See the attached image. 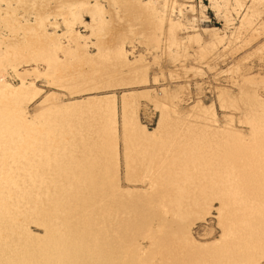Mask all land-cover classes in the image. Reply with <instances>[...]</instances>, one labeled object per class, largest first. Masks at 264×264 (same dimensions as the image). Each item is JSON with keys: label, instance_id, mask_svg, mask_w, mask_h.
<instances>
[{"label": "bare ground", "instance_id": "6f19581e", "mask_svg": "<svg viewBox=\"0 0 264 264\" xmlns=\"http://www.w3.org/2000/svg\"><path fill=\"white\" fill-rule=\"evenodd\" d=\"M1 1L7 5L0 6L6 7L0 27L12 40L9 46L15 53L21 49L26 63L45 64L46 76L55 82L68 76L74 90L101 74L113 76L119 68L128 69L117 77L120 84L146 80L131 69L124 48L125 41L136 35L117 31V25L116 31L112 29L108 11L97 2L66 0L61 13L65 30L57 37L46 33L48 16L39 14L32 26L13 11L32 6L35 0ZM107 1L121 7L133 27L140 26L138 35L147 45L166 42L169 32L180 25L175 13L186 9L177 0ZM247 1L211 0L210 6L222 15L227 31L234 26L239 32L250 28L264 7V0ZM11 3L17 4L15 9ZM83 13L90 17L97 40L93 57L81 48L76 32L79 25L87 27ZM186 31L198 38L194 26ZM211 33L220 42L225 40L218 30ZM2 43L0 38V48ZM72 44L77 50L68 47ZM59 53L68 62L61 61ZM17 61L8 66L21 80L18 88L7 83L9 74L0 72V264H257L264 257V100L258 102L254 95L241 98L256 107L247 122L251 138L241 141L219 130L173 121L151 98V105L159 109L158 123L147 132L124 99L125 180L137 184L147 177L152 182L149 193L124 191L119 187L113 99L57 103L28 119L24 107L38 94L24 79L27 70L18 72ZM20 121L37 126L39 137L22 134ZM215 201L220 205L222 235L217 244L203 246L188 225L211 213ZM146 212L157 226L146 221ZM29 218L40 225L50 223L44 237L34 238L27 231ZM170 224L175 231H169ZM136 239L147 240L148 248H141Z\"/></svg>", "mask_w": 264, "mask_h": 264}, {"label": "rangeland", "instance_id": "374dc122", "mask_svg": "<svg viewBox=\"0 0 264 264\" xmlns=\"http://www.w3.org/2000/svg\"><path fill=\"white\" fill-rule=\"evenodd\" d=\"M38 1L40 2V0H35L36 3L32 6L26 4L25 8L21 9L22 11L19 9L13 11L19 18H24V23L32 26L37 24V18L40 15L48 16L46 33H49V35L57 34V37H61L65 30L61 23L64 17H61V13L66 11L64 5L66 0H41L40 3ZM42 2H45L44 5ZM84 2H88L89 5L97 2L101 7H104L105 11H108L106 19L110 21L112 29L117 25L115 28L117 31H127L130 36L136 35L125 41L124 48L131 69L140 72L146 80H144V83L135 85L120 84L116 80L117 77H123L128 69L119 68L113 76L109 77L107 74H101L95 81L88 82L82 87L81 85L77 86L75 89L78 91L75 89L70 90L71 78L62 75L55 82L53 77L46 76L47 68L45 64L38 63L37 67L32 62H29L30 64L26 63L22 57L23 53H19L21 49L18 50V53H15L14 48L9 46L12 43V40L8 41L9 34L0 27V38L3 41L0 48L1 75L6 76L9 74L6 76L7 83H11L14 88H18L21 80L16 76L17 74L12 72L8 64L22 58L23 60H20V62L17 61V64H21L17 67L18 72L25 74L27 70L28 74L24 79L26 82L34 84L37 90L38 95L28 105H25L23 116L28 119H35L41 113H47L50 110L49 108L52 105H57V103L66 104L68 102L80 103L113 99L114 122L118 140L116 154L118 157L117 164L119 163L117 165L120 177L119 187L120 190L124 191L149 193L152 188L151 179L147 177H143L137 184L125 180L127 169L123 161L125 151L123 149L124 133L122 124L125 109L122 101L124 99H128L129 106L137 111L139 124L147 132L154 131L158 123L157 113L159 109L151 105L148 100V98H151L154 102H157L159 107L166 110L168 117L173 121L181 122L189 127L193 125V128L197 125L199 127H196L197 129L202 127L210 131L212 129L219 130L228 135H235L241 141H249L252 129L247 122L248 118L256 113V107L243 103L241 98L250 95L255 96V100L258 102L264 100V7H262L263 10L260 7L259 15L254 18L255 22H253V19L250 28L247 26L238 32V29H234V26L230 28L231 31H227L222 15L217 14L215 9L211 8V0H177L179 5L186 4V9L182 14L175 13L174 16L176 21L179 19L180 25L169 32L166 42L160 41L156 44L147 45L138 35L140 26L135 24L136 27H133L132 20L126 16L127 13L125 14L121 7H113L106 0H84ZM53 4H56L58 8ZM5 5L7 4L0 0V6ZM10 6L15 9L17 4L11 3ZM190 6H193V10L190 9ZM200 6L205 9L201 11ZM36 7H40L42 10L39 8L38 11ZM3 9H6V7L0 9V15L2 16L5 15ZM52 10L53 12H51ZM116 10H119V12ZM200 12L202 13L200 14ZM112 14L116 15L118 19ZM83 18L87 27L81 25L76 27V32L82 39L79 44L82 49L88 50L89 55L95 56L98 53L95 47L97 40L90 27L91 19L85 13H83ZM234 24L237 25V23ZM191 26H194V29L197 30V39H192L194 35L188 34L186 31ZM212 30H218L225 40L220 42L219 36L214 37L211 33ZM157 37L159 39V36ZM60 41L64 44L63 46L68 45L64 39H60ZM68 47L72 50L76 49L74 44ZM62 54H58L59 59L64 62L67 61L64 54ZM71 60L69 62H73ZM248 82L253 84L250 86ZM2 103L6 102L2 99ZM104 116L102 114L101 118L104 119ZM21 122H18V125L25 131H22V134L28 133L35 138L39 137L37 126L31 127L30 125L28 127L26 122ZM212 205L214 208L211 213L204 218L195 219L188 225L193 238L203 246L217 244L222 235L221 220L218 217L220 205L218 201L213 202ZM12 207L13 209L18 208V206ZM26 210L29 211V209ZM146 215V221L149 219L151 226L158 225L154 219L149 218L150 214L148 212H146ZM25 220L27 231L29 230L32 233L31 235L37 239L44 237L45 227L50 226L48 222L42 224V226L32 218ZM169 231H175L172 224L169 225ZM136 240L141 248H148L149 243L147 240ZM257 264H264V257Z\"/></svg>", "mask_w": 264, "mask_h": 264}]
</instances>
